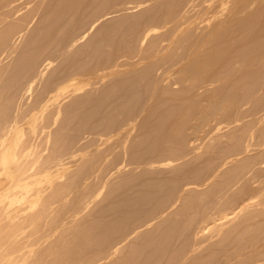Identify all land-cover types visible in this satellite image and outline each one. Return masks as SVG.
<instances>
[{
  "label": "bare ground",
  "instance_id": "bare-ground-1",
  "mask_svg": "<svg viewBox=\"0 0 264 264\" xmlns=\"http://www.w3.org/2000/svg\"><path fill=\"white\" fill-rule=\"evenodd\" d=\"M119 2L128 6L107 11ZM32 3L43 16L22 28ZM141 25L142 55L108 65ZM90 75L111 81L86 90ZM263 95L264 0H0V175L9 181L0 193V264H264L263 162L243 157L249 143L217 165L210 150L178 160L188 141L169 121L194 110L202 124L220 116L212 134L235 129ZM153 101L157 115L141 118ZM138 123L129 161L182 154L112 168L106 157H76L92 131L113 128L112 138ZM152 170L167 176L147 178ZM222 190L243 193L228 213ZM40 229L45 239L13 256Z\"/></svg>",
  "mask_w": 264,
  "mask_h": 264
},
{
  "label": "rangeland",
  "instance_id": "rangeland-1",
  "mask_svg": "<svg viewBox=\"0 0 264 264\" xmlns=\"http://www.w3.org/2000/svg\"><path fill=\"white\" fill-rule=\"evenodd\" d=\"M33 4H34V6H33ZM28 6V7H27ZM36 5H35V3H32V4H28V5H26V7L23 9V14H26V15H31L32 14V19H30V20H27V21H25V22H23V25L24 26H22V28L23 27H25L26 25L28 26V28L30 29V28H32L33 26H35L37 23H38V21H39V19L43 16V13H44V10L43 9H39L38 11H37V9L36 10H34V8H36L35 7ZM126 6H128L127 4L125 5V4H122V3H117V4H114L113 6H111L107 11H112V10H115V8L117 9V8H122V7H126ZM30 8V9H29ZM144 8H146V7H143V8H139V9H133L132 10V12H130L131 14H137L140 10H142V9H144ZM29 10V11H28ZM36 13H35V12ZM29 13V14H28ZM41 14V15H40ZM38 16V17H37ZM36 18V19H35ZM37 20V21H36ZM28 21H30L29 23H28ZM34 21V22H33ZM26 24V25H25ZM33 24V25H32ZM30 25H32V27L30 26ZM28 28L25 30L26 32L25 33H27V31H28ZM141 28V29H140ZM139 29H138V31L136 32L137 34H134V35H132V36H130V40H129V38H124L125 40L124 41H130V49H127V48H123V47H120V48H118V49H115V50H113V52H112V57H111V60L109 61V64L108 65H120V64H122L123 62H122V60L123 59H125V60H127L128 61V59H130V58H136V57H140L141 55H142V53H141V51H139L138 50V39L140 38V35H141V32L143 31V29H144V27H142V25H141V27H140ZM14 33V32H13ZM136 35H137V38H136ZM135 38V39H133V38ZM134 40V41H133ZM134 45V46H133ZM132 48V49H131ZM132 51H133V53H132ZM124 52V53H123ZM128 52V53H127ZM127 54V55H126ZM138 54V55H137ZM120 61V62H119ZM86 79H88L87 80V82H85L84 84H85V89L86 90H90V89H92V88H94L95 90H98V89H100L101 87H103V86H105L106 84H108L111 80L110 79H108V80H104L103 82H100L98 79H96V78H94V76H88V77H86ZM106 82V83H105ZM86 83H87V85H86ZM103 83V84H102ZM92 84V85H91ZM91 85V86H90ZM92 87V88H91ZM146 96H147V93H146V91L144 90V92H143V95H142V97L140 98V100L137 102V107L139 108H137V110H135V113H137L142 107H143V103H144V101H145V98H146ZM143 99V100H142ZM260 103V104H259ZM157 101H153V102H150L149 103V105H148V107L146 108V110L144 111V113L142 114V116H141V118H143V117H146V116H148L151 112V114H153V116H156L157 114L156 113H158L159 112V108L158 107H156L157 106ZM257 105V106H256ZM150 106V107H149ZM259 106V107H258ZM154 107H156V108H154ZM200 108V105H198L197 106V108ZM156 109V110H155ZM258 109V110H257ZM262 109H264V95L263 96H261V98L258 100V102H256L254 105H253V107L250 109V111H249V115H247L246 116V118H244L243 120H246L247 122H251L253 119H255V118H259V120L260 119H263L262 121L260 120L258 123H255V124H253L254 125V127H253V125L252 124H247V122H243V123H240V125L239 126H237L235 129H233V128H230V129H223L222 128V130L220 129L219 131H217L216 133H214V134H212L213 133V126H215L216 124H217V122L218 121H222L221 119H220V116L218 117V116H215V118L216 119H214V120H207V121H205L203 124L201 123V122H199L198 120H197V116H196V114H194V110H190V111H188L186 114H185V112L184 111H181L180 113L178 112V113H176L175 114V116L174 117H171L170 118V122H179V124H180V130H182L181 131V133H182V135L184 136V138H185V140L186 141H188L187 142V144H188V146H186L187 147V150H189V151H195V153H192V154H188L189 153V151L187 152V150H186V147L185 146H183L184 148H182V150H181V152L182 153H184V154H182V153H180L179 152V154H182V155H180L179 157H178V155L175 157V158H179L178 160H194L195 159V157H201V159H204V158H208L209 156H210V154H212V153H210L208 150H210L211 152H214V154L215 155H213L214 156V160H215V162H214V164L215 165H217L218 163H220L225 157H233L234 156V154H237V153H239L242 149H243V146L246 144V143H249L250 144V149H251V151L246 155V156H243V157H246V158H248L249 160H252V164L253 163H258V162H263V165H264V140L262 139V138H264V134H261L260 133V130H262L263 132H264V110H262ZM149 110H150V112H149ZM152 110V111H151ZM155 110V111H154ZM197 110V109H196ZM254 112V113H253ZM134 113V114H135ZM263 113V114H262ZM180 114V115H179ZM261 114V115H260ZM146 115V116H145ZM180 116V117H179ZM257 116V117H256ZM218 117V118H217ZM254 117V118H253ZM262 117V118H261ZM119 118H121V119H119ZM176 118H178V121H177V119ZM252 118V119H251ZM121 120V122L119 121V120ZM125 118L124 117H118L117 118V120H115V123H114V127L113 128H116L119 124H121L122 122H123V120H124ZM230 120L229 121H231L232 119H234V118H232V117H230L229 118ZM185 121V122H184ZM211 121V122H210ZM217 121V122H216ZM118 122H120V123H118ZM183 122V123H182ZM187 122V123H186ZM215 122V123H214ZM253 122V121H252ZM185 123V124H184ZM184 124V125H183ZM187 124V125H186ZM197 124V125H196ZM214 124V125H213ZM138 126V128L137 127H135L128 135H126V134H120L119 136H115V137H112V138H109L110 137V135H112L113 134V128H111V129H107L108 131H110V132H108L107 130V132H106V135H105V130H103V131H101V133H100V131H98V133H97V131H92L91 132V134H88V138L85 140L86 142H84L82 145H80L79 146V148H77V152H76V154H78V156H76L77 158H79V156H82L83 158H88V159H91V160H97V159H99V160H102L104 157H106V159L107 160H109V161H111V162H109L110 163V168H112V167H114L115 165H118L119 163H121V162H124V164H126L127 166H136V165H139V167H144V164H146V163H155V162H157V161H159V160H165V159H170V158H174V157H170L169 158V156H160V158H158L159 157V155H158V153H156V152H154L153 153V155L151 154V155H148V156H146V161L143 159V160H130L129 161V158L127 157L128 155H126V153L128 154V151H129V148L133 145V142H134V140L137 138V136H139V134L142 132V128L140 127V125H139V123L137 124ZM194 125V126H193ZM223 125V124H222ZM222 125H220V126H222ZM243 125V126H242ZM251 125V126H250ZM197 126V127H196ZM242 126V127H241ZM249 126V128H246V127H248ZM137 128V129H136ZM139 128H140V130H139ZM182 128V129H181ZM186 129V130H185ZM185 130V131H184ZM228 130V131H227ZM248 130H250V132L248 131ZM137 131V132H136ZM230 131V132H229ZM248 131V132H247ZM256 131V132H255ZM261 131V132H262ZM94 132H95V134H94ZM136 132V133H135ZM200 132V133H199ZM232 132H233V134H232ZM238 132V133H237ZM107 133H108V135H107ZM191 133V134H190ZM221 133V134H220ZM225 133V134H224ZM246 133H249V134H246ZM96 134H101L100 136H98V135H96ZM103 134H104V136H103ZM138 134V135H137ZM224 134V135H223ZM230 134H231V136H233V135H235V137L233 136V138H235L236 139V143H234L233 145L235 146H233L234 148H226L227 146H229L230 145V143L231 142H229V137L228 136H230ZM241 134H242V136H241ZM245 134H246V136H245ZM253 134V135H252ZM258 134V135H257ZM261 134V135H260ZM213 135V136H212ZM249 135H251V137H249ZM92 138H91V137ZM103 136V137H102ZM109 136V137H108ZM186 136H187V138H186ZM222 136V137H221ZM248 136V137H247ZM254 136L256 137L255 139H254V141H253V138H254ZM259 136V137H258ZM91 139H90V138ZM101 137V138H100ZM124 137V138H123ZM129 137V138H128ZM215 137V138H214ZM226 139H225V138ZM243 137V138H242ZM245 137H247V138H245ZM262 137V138H261ZM96 140H94V139ZM105 138V139H104ZM192 138V139H191ZM212 138V139H211ZM213 138H214V140H213ZM241 138V139H240ZM104 139V140H103ZM248 139V140H247ZM91 141V143L89 142V141ZM192 140V141H191ZM217 140V141H216ZM226 140V141H225ZM94 141H95V143H94ZM121 141V142H120ZM123 141H125V145L126 146H124V148L122 149V147H121V145L123 144L122 142ZM192 143H191V142ZM212 141V142H211ZM216 141V142H215ZM242 141V142H241ZM244 141V142H243ZM246 141V142H245ZM254 143H253V142ZM108 142V143H107ZM201 142V143H200ZM219 142H221V143H219ZM228 142H229V145H227L228 144ZM239 142V143H238ZM116 143H117V145H116ZM120 143V144H119ZM189 143H190V145H189ZM215 145H214V144ZM219 143V144H218ZM237 143H238V145H237ZM242 145H241V144ZM92 144V145H91ZM99 144V145H98ZM119 144V145H118ZM130 144V145H129ZM186 144V145H187ZM192 144V145H191ZM194 144V145H193ZM207 144V145H206ZM211 144H213V147H211L212 145ZM102 145V146H101ZM107 145H108V147H107ZM218 145H221V146H218ZM224 145H225V147H224ZM227 145V146H226ZM240 145L242 146V147H240ZM87 146V147H86ZM209 146V147H208ZM259 146H260V148H259ZM89 147V148H88ZM105 147V148H104ZM115 147H117V148H115ZM207 147H208V149H207ZM221 147H223V148H226V150L224 151H222V152H219V153H216V151L218 150V148H221ZM240 147V148H239ZM84 148V149H83ZM101 148V149H100ZM192 148V149H191ZM194 148H196V150H194ZM215 148H217V149H215ZM257 148V149H256ZM98 149H100V150H98ZM104 149V150H103ZM115 149V150H114ZM184 149H185V151L187 152V153H185V151H184ZM212 149V150H211ZM229 149V150H228ZM232 149H233V151H232ZM92 150V151H91ZM97 152H95V151ZM107 150H110L109 151V153H108V151ZM205 150V151H204ZM215 150V151H214ZM238 150H240V151H238ZM82 151V152H81ZM120 151H122L121 153H122V155H121V153H120ZM228 151H230L229 152V155H228ZM237 153H236V152ZM80 154H79V153ZM104 152V153H103ZM115 152V153H114ZM226 152V153H225ZM232 152H234V153H232ZM88 153V154H87ZM92 153V154H91ZM106 153V154H105ZM82 154V155H81ZM94 154H96V155H94ZM156 154V155H155ZM108 155V156H107ZM114 155V156H113ZM119 157H118V156ZM186 155V156H185ZM199 155H201V156H199ZM217 155V156H216ZM221 155V156H220ZM253 157H252V156ZM85 156V157H84ZM97 156V157H96ZM101 156V157H100ZM113 156V157H112ZM156 156H158L157 158H156ZM183 156V157H182ZM249 156V157H248ZM257 156V157H256ZM168 157V158H167ZM189 159H188V158ZM221 157V158H220ZM242 157V158H243ZM258 157H259V159H258ZM77 158H75V159H77ZM96 158V159H95ZM174 158V159H175ZM186 158V159H185ZM113 159V160H112ZM114 159H115V161H114ZM154 159V160H153ZM256 159V160H255ZM77 160H80V159H77ZM156 160V161H155ZM206 160V159H205ZM261 160V161H260ZM149 161V162H148ZM154 161V162H153ZM133 162H135V163H133ZM139 163V164H138ZM109 165V164H108ZM139 171L141 172V169H138L137 171H136V173L138 172L139 173ZM157 172H158V174H157ZM152 175H151V174ZM156 173V174H155ZM264 173V167H263V169H262V174ZM125 174H127V173H125ZM150 175V176H149ZM167 176V171H157V170H152V171H150L149 173H148V176H147V178H150L151 177V179H156V178H165ZM118 180V178L116 177L115 179H113L112 181L114 182V181H117ZM112 181H110V182H112ZM8 179L7 178H5V177H3L2 175H0V193L3 191V188H4V186H6L7 184H8ZM218 196H220V195H224V198H223V200H222V203H221V213H228V212H230V210H231V208H232V203H235L237 200H238V198L239 197H241V195L243 194V193H241V194H235L233 197H231V195H230V193H229V191H227V192H225V194H223V190L222 191H220V193L219 192H217L216 193ZM229 194V195H228ZM227 195V196H226ZM72 197H74L73 195H71ZM228 197V198H227ZM231 197V198H230ZM100 199V197L98 198V200ZM259 199V197H257L256 198V200H258ZM228 200H230V202H228ZM227 201V202H226ZM229 203V204H228ZM229 206H231V207H229ZM224 207H225V209H224ZM228 210V211H227ZM43 229H40V230H38L32 237H35L36 239H37V241H36V243L35 244H33V245H30V243H32L31 241H32V239H31V237H26V235L24 236V237H22L20 240H19V242L20 243H22V248H20V250H19V252H15L14 254H13V256H16V255H18V254H22V253H25V252H27V251H29L30 249H32V248H34V247H36L37 246V244L38 243H41L44 239H45V237L44 236H42L43 235ZM25 234H26V230H25ZM40 234V235H39ZM38 235V236H37ZM23 239V240H22ZM23 241V242H22ZM22 250V251H21Z\"/></svg>",
  "mask_w": 264,
  "mask_h": 264
}]
</instances>
